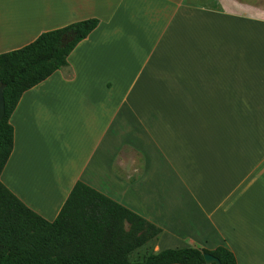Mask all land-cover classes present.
<instances>
[{
	"label": "crops",
	"instance_id": "obj_1",
	"mask_svg": "<svg viewBox=\"0 0 264 264\" xmlns=\"http://www.w3.org/2000/svg\"><path fill=\"white\" fill-rule=\"evenodd\" d=\"M92 17L11 112L2 183L51 221L81 180L160 227L154 252L264 264V0H0V53Z\"/></svg>",
	"mask_w": 264,
	"mask_h": 264
},
{
	"label": "trees",
	"instance_id": "obj_2",
	"mask_svg": "<svg viewBox=\"0 0 264 264\" xmlns=\"http://www.w3.org/2000/svg\"><path fill=\"white\" fill-rule=\"evenodd\" d=\"M98 21L86 18L43 31L33 41L0 53L4 85L0 173L12 150L9 117L21 94L67 65L70 51ZM69 32L72 39L63 43L62 36ZM160 232V227L81 180L74 183L51 221L25 205L0 180V264H206L204 253L218 258L210 264H237L233 252L222 245L166 248L131 259Z\"/></svg>",
	"mask_w": 264,
	"mask_h": 264
},
{
	"label": "water",
	"instance_id": "obj_3",
	"mask_svg": "<svg viewBox=\"0 0 264 264\" xmlns=\"http://www.w3.org/2000/svg\"><path fill=\"white\" fill-rule=\"evenodd\" d=\"M72 36H73V33L69 32V33L65 34L64 36H62L61 41L63 43L68 42L69 40L72 39ZM3 88H4V85L2 82H0V119H2V117L4 115ZM203 257H204V261L206 264H210L212 262H218V258L215 257L214 255L210 254V253H204Z\"/></svg>",
	"mask_w": 264,
	"mask_h": 264
},
{
	"label": "rangeland",
	"instance_id": "obj_4",
	"mask_svg": "<svg viewBox=\"0 0 264 264\" xmlns=\"http://www.w3.org/2000/svg\"><path fill=\"white\" fill-rule=\"evenodd\" d=\"M126 152H129V149H126ZM259 189L253 188L252 189V194H254L255 191H258ZM155 246V239L153 238L152 240H149L146 244H144L142 247H140L138 250L135 251V253L132 254L131 259L136 260L144 257L146 254L150 253L153 251Z\"/></svg>",
	"mask_w": 264,
	"mask_h": 264
}]
</instances>
